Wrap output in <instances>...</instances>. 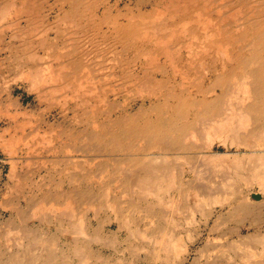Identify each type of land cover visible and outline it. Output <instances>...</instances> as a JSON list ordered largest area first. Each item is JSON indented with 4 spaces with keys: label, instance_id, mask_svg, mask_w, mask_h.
Segmentation results:
<instances>
[{
    "label": "bare ground",
    "instance_id": "bare-ground-1",
    "mask_svg": "<svg viewBox=\"0 0 264 264\" xmlns=\"http://www.w3.org/2000/svg\"><path fill=\"white\" fill-rule=\"evenodd\" d=\"M46 1L0 0L3 120L19 116L3 96L13 62L40 98L73 93L64 122L23 137L22 166L39 155L40 180L15 174L10 157L29 190L18 200L12 183L0 200V264H264V0H188L192 12L178 0L155 17L110 0L45 12ZM128 93L143 101L132 112ZM217 141L226 152H213ZM168 207L181 216L171 229L141 227ZM34 218L49 230L25 224ZM150 233L155 251H138Z\"/></svg>",
    "mask_w": 264,
    "mask_h": 264
},
{
    "label": "rangeland",
    "instance_id": "rangeland-1",
    "mask_svg": "<svg viewBox=\"0 0 264 264\" xmlns=\"http://www.w3.org/2000/svg\"><path fill=\"white\" fill-rule=\"evenodd\" d=\"M54 1L55 0H47L46 2H44V4H43V8H44V10H45V12L47 11V12H50L51 11V8H52V5H50V4H53L54 3ZM111 2H109L110 4V6L111 7H113V9H114V12H129V11H132L133 13H135V15H139V16H141V15H143L144 17H151V16H153V17H155L156 15H157V13L159 14V12H165V14H166V16H168V15H170V14H172L173 13V7H172V5H171V3H173V1L174 2H176V3H178L179 1L178 0H110ZM172 1V2H171ZM49 2V3H48ZM191 2V1H190ZM217 2H215V4H216ZM46 4V5H45ZM45 5V6H44ZM185 5H186V7H187V12H192L193 11V6H196V7H199V5L197 6V4L195 5V4H193V3H189L188 2V0H187V3H185ZM46 7V8H45ZM182 7H185V6H182ZM56 8V7H55ZM47 9V10H46ZM116 9V10H115ZM160 9V10H159ZM53 10V9H52ZM135 10V11H134ZM162 10V11H161ZM54 13H55V11H53ZM158 16V15H157ZM54 19V14L52 15V20ZM187 19H189V17L187 18ZM12 68H14V71L16 70V72L15 73H9V72H6L5 73V76H4V79H5V84H4V87H6V91H4V94H3V96H5V97H8L9 98V102L12 104V108L10 109V114L12 115V113L14 112V111H16L17 109V111L18 112H14L13 113V117L15 116H18L17 117V119L15 118V120H13L12 121V123L10 124V123H8V120L6 119V118H4V120H3V116H1V114H0V122H1V124H0V132L2 133V135H0V200L4 197V194H6L8 191H10V189H12V188H10L11 187V184H12V186H14V184H15V186H14V188L15 189H20L19 191H20V193L18 194V200L20 199H22L23 198V191H25V190H29V187H28V185H27V187H25V185H23L22 187L21 186H16V182H17V178H15V177H13L12 178V169H13V166L11 167V165H12V163L11 162H13L12 160H11V158H13V160H14V162H13V165H16V164H18V166L16 165V169L17 170H15V174H20V173H23L24 172V174H26V178L27 179H29V180H34V182L36 181V180H40V178H41V175L44 173V171L42 170L41 171V166H40V161H41V159H40V157H38L37 156V154H36V158L39 160V161H37V159L36 158H33V159H31V160H24V162L27 164H29V165H26L27 166V168L25 167V165H23L22 166V164H23V162L21 163V159H23V157L24 156H26L25 154H26V150H28V148H27V146H26V144H25V146H24V140H25V138H23L25 135H29L31 132H32V134L34 133V132H37L38 130V128L40 129V130H43V129H48L50 126H48L47 124H53V126L52 127H54L55 125H57V124H59L60 122H64L63 120H64V118H63V114H65V112H66V109L69 107V108H71L72 106H73V102H71V99H68V100H70V102H67L66 103V100H67V97L69 98V96L70 97H72L73 95V93H71L70 91H68L69 93L68 94H66V98L63 96V99L62 98H59L58 100L57 99H54L53 101H52V99L51 100H46V99H44V98H40V96H39V90H40V86H42V85H40V84H38V85H35L34 87H32L31 88V85L29 84V80L28 79H24L25 77H23L24 76V74H23V72L20 70L21 69V67H19L18 66V63L16 62L15 64H14V62L12 63ZM18 70V71H17ZM18 72V73H17ZM17 74H20V75H17ZM16 75H17V77H16ZM18 80V81H17ZM11 84V85H10ZM20 84V85H19ZM37 86V87H36ZM37 88V89H36ZM11 91H10V90ZM15 89V90H14ZM36 89V90H35ZM8 90V91H7ZM13 91V92H12ZM3 92V91H2ZM11 93V94H10ZM13 93V94H12ZM6 94V95H5ZM53 95H55L54 93H52V95H50V96H53ZM134 95L132 94V95H130L129 93H128V95H126L125 97V106H126V112H132L133 111V109H131V108H134V109H136L137 107H139L140 105H142V103H143V101L140 99V97H136L135 99H133V98H131V97H133ZM1 97H2V95H1ZM137 98H139V99H137ZM13 101V102H12ZM51 101H52V103H55V104H50L51 103ZM58 102H60V104L58 105ZM65 102V103H64ZM133 102V103H132ZM49 103V104H48ZM62 103V104H61ZM47 104V105H46ZM63 104H65V106H63ZM70 104V105H69ZM41 105V106H40ZM72 105V106H71ZM129 105V106H128ZM62 106H63V109H62ZM68 106V107H67ZM133 106V107H132ZM19 107V108H18ZM36 108H37V110H36ZM15 109V110H14ZM21 112H20V111ZM25 110V112H23L22 113V111H24ZM27 111V112H26ZM28 111H30V112H28ZM32 112V113H31ZM15 113L17 114V115H15ZM19 113H22L23 115H21V114H19ZM24 113H26V114H24ZM36 115H35V114ZM40 114V115H39ZM116 114H114V116H115ZM34 116H36V117H34ZM34 117V118H33ZM63 118V119H62ZM24 121H23V120ZM69 119V118H68ZM16 120H18V121H16ZM27 120V121H26ZM34 120H36V121H34ZM42 120V121H41ZM19 121L21 122V123H25V125H26V123L27 124H29V125H26V126H23L24 128L22 129V128H20V127H22V126H19L18 127V125H19ZM26 121V122H25ZM30 121V122H29ZM14 122H16V124L14 123ZM40 122H41V124H40ZM31 123V124H30ZM33 123V124H32ZM13 124H14V126H16L17 124V126L16 127H14L13 126ZM36 124V126H34ZM12 125V126H11ZM22 125V124H21ZM43 125V126H42ZM45 125H47V126H45ZM3 127H4V130H3ZM12 127V128H11ZM14 127V128H13ZM17 127H18V129L20 128L21 130H18L17 129ZM37 127V128H36ZM9 128V129H8ZM11 128V129H10ZM17 130H16V129ZM32 128V129H31ZM36 128V129H35ZM9 131H8V130ZM7 130V131H6ZM12 130L13 131H15V132H17V135H16V133L14 132V133H12ZM22 130H24L23 131V133H24V135L22 136H20V132L22 131ZM31 130H33V131H31ZM2 131H4V132H2ZM26 131V132H25ZM7 132V133H6ZM9 132V133H8ZM0 133V134H1ZM22 132H21V134H23ZM5 134V135H4ZM13 134V136H11V135ZM19 135V140H17V138L18 137H15V136H18ZM11 138L12 137V139L13 140H15L14 138H16V141H13V140H9L8 138ZM20 137H22L21 139H20ZM29 138H30V135H29ZM9 140V142H10V144H9V142L7 143V145H6V142ZM30 140H31V138H30ZM5 142V146L7 147L6 149H8L9 148V150H6L5 149V147H4V149L2 148L3 146H4V142ZM3 144H2V143ZM12 142V143H11ZM14 142L16 143V142H19V143H16V144H14ZM26 143V142H25ZM9 144V145H8ZM23 144V145H22ZM3 145V146H2ZM18 145V147H13V146H17ZM214 145L215 146H213V152H220V153H224V152H226L227 151V149L225 148V146H224V144L223 143H221V142H215L214 143ZM2 146V147H1ZM24 146V147H23ZM11 148V149H10ZM23 148H27L25 151H21ZM21 149V150H20ZM236 149V150H235ZM12 150V151H11ZM210 150H212V149H210ZM228 150H230L231 152H233V153H235L236 151H237V148L235 147V146H231ZM241 150H244L243 148L241 149ZM5 151H8L9 152V154H8V152H5ZM13 151H17L16 153H18L17 155H14V154H16V153H13V156L11 155V152H13ZM21 153H19V152ZM25 153V154H24ZM20 155V156H19ZM18 156V157H17ZM22 156V157H21ZM35 156V155H34ZM11 157V158H10ZM34 159H36V160H34ZM16 160L18 161L19 160V162L18 163H16ZM35 161H37V162H39L38 164H39V166H37L38 164L35 162ZM30 162H31V164H30ZM34 163V164H33ZM21 165V166H20ZM32 165H34V168L32 167ZM37 166V167H36ZM22 167V168H21ZM29 167V168H28ZM36 167V168H35ZM39 167V168H38ZM33 168V169H32ZM29 169H31L30 170V172L28 171ZM24 170V171H23ZM20 171V172H19ZM27 171V172H26ZM32 171V172H31ZM43 172V173H42ZM32 174V175H31ZM14 179V181H15V183H14V181L11 179ZM35 177V178H34ZM38 177V178H37ZM13 182H12V181ZM8 182H9V185H8ZM18 187V188H17ZM9 189V190H8ZM24 189V190H23ZM4 193V194H3ZM168 211V213H170V214H167L166 216L167 217H169V218H167L166 217V219H165V217H163L162 219H165V220H162V219H157V218H150V219H148V222L146 221L145 223H147V224H142L141 225V227L143 228V227H145L146 228V226H147V228L149 229H155L157 226H158V228H160V226L161 227H163V229L165 230H168V229H171L173 226L172 225H174V223L176 222V221H179V220H181V216L180 215H178V214H176L175 212H173V214H172V212H171V210L169 209V207L168 208H166V212ZM0 212H2V209L0 208ZM86 212V211H85ZM5 214V216H7V215H9L10 214V212H9V214H8V212H5L4 213ZM171 214H172V217H171ZM86 215L88 216V213H86L85 214V218H86ZM102 216H101V218L102 219H106V232L107 233H109V232H111V231H113L115 228H116V224H112V223H109V221L107 220L108 219V217H106V215L104 214V213H102L101 214ZM105 215V216H104ZM89 216H92V212H91V214H89ZM178 216V217H177ZM106 217V218H105ZM170 217L173 219V220H171L170 219ZM35 219V220H34ZM34 219H30V220H28V223H25L26 225H29L32 229H38L39 231H48L49 229L47 228V226H44V225H42V224H40L39 223V221L37 220V218H34ZM86 219H88V217L86 218ZM170 219V220H169ZM178 219V220H177ZM158 220V221H157ZM167 220V221H166ZM34 221V222H33ZM156 221H157V223H156ZM161 221V222H160ZM166 223H165V222ZM153 222V223H152ZM160 222V223H159ZM153 225H152V224ZM156 225H155V224ZM164 225H162V224ZM149 225V226H148ZM51 226H52V228H51V230L52 231H55L56 232V229H55V227L53 226V224H51ZM166 227H168V229L166 228ZM57 233V232H56ZM206 234V233H205ZM57 235L59 236V235H62V234H60V233H57ZM149 235H152V233H150V234H148L147 235V237L145 236V235H143V236H145L146 237V239H145V237H143L142 238V240H141V238L140 239H137L136 240V244H141V245H139V246H142L144 249H139L138 251H140V250H142V251H155V245L156 244H154L153 246L152 245H150V243L151 244H153V242L152 241H154V240H152L153 238H151V236H150V238L148 237ZM153 235H155L154 233H153ZM60 238L59 239H61V240H59V245H60V247H63L64 246V248L66 249V247H67V243H69V241H70V239H67L66 240V238L64 237V238H61V236H59ZM147 239H148V242H146L147 241ZM150 239V240H149ZM66 241H68V242H66ZM142 241V242H141ZM151 241V242H150ZM150 242V243H149ZM148 243V244H147ZM201 242H199V244L197 243L195 246H192L191 247V250L192 249H194V248H196V247H199V245L201 246V244H200ZM148 245V246H147ZM141 247V248H142ZM149 247H150V249H149ZM115 248H116V251H119V250H121L122 248H123V244H121V239L120 240H118L117 241V243L115 244ZM146 248V249H145ZM151 248H154L153 250L151 249ZM91 249H94V251H105L106 253L108 252V253H110L111 251H114V249H110V248H102L100 245H98L97 243H95V244H93L92 245V248ZM148 249V250H147ZM67 250V249H66ZM68 251V250H67Z\"/></svg>",
    "mask_w": 264,
    "mask_h": 264
}]
</instances>
